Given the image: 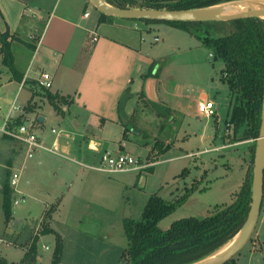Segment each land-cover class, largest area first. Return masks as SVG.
<instances>
[{
  "label": "rangeland",
  "instance_id": "374dc122",
  "mask_svg": "<svg viewBox=\"0 0 264 264\" xmlns=\"http://www.w3.org/2000/svg\"><path fill=\"white\" fill-rule=\"evenodd\" d=\"M80 3L84 4L82 1ZM89 5V10L93 13L92 17L98 18L99 10L91 1ZM117 21L118 24L126 23L125 28L133 27L134 23L137 24V31L141 34L142 50L156 60L152 67L153 73L157 71L158 78L167 87H182L186 92L196 96L203 93L209 94L212 98L210 100L215 103L216 114L201 119L187 117L178 124L176 120H171L172 115L168 117L163 115L167 107L148 102L144 100L143 95H140L137 114L139 110L144 111L146 127L139 120L138 115L133 116L130 124L127 125L139 129L141 133L145 130L149 132L150 137H147V142L139 141V144L142 143L143 146L148 144L149 149L146 151L145 147L137 145L138 141L137 143L131 141H135L137 137L134 128H130L131 140H123V125H119L118 128L111 125L112 129H108V135L105 136L112 143L111 150L114 152H117L118 145L122 141L125 142L126 147L123 153H128L139 160L141 165L147 167L145 169H149L152 163L150 159L158 160L152 164L155 165L152 170L143 169L140 178L137 176L138 171L108 175L84 167L87 172L85 186L77 185L74 189H69L64 182L65 179L47 178L43 179L42 183L49 187L39 188L34 183L28 184L27 181L31 179L30 167L40 155L24 162V157L20 153L16 158L19 163L13 168H19L22 165L26 167L22 170L19 182L21 193L15 192L13 200L23 196L26 200L18 205L13 203V218L10 222H6L4 196L0 185V238L3 240L0 241V254L8 260L20 261L25 250L18 244H8L7 239L5 240L6 235L16 233L15 229L22 228L26 224L34 225V227L38 225L41 229L49 210L52 209L53 214L62 198L65 203L55 219L51 221L53 229L61 234L66 233L68 229L83 231L96 238H103L113 245L127 247L128 239L123 221L125 218L140 220L151 195L157 193L168 201H176L187 190L189 191L182 204L159 222L160 228L166 230L179 218L186 216L203 218L213 214L217 207L222 208L231 204L248 172H251L253 176L254 163H251L249 148L253 140H238L240 138L233 135V126L226 124L229 110L232 105L234 106V98L229 84L221 79L224 63L214 59V56L210 55V50L195 36L176 26L164 22L149 24L142 20L128 18H118ZM32 23V17L24 19L17 33L19 39H16L14 43V52L17 54L15 64L21 70L26 68L27 61L33 53L27 45L33 40L30 35L38 33V28L43 27L40 21L35 22L38 24L37 27H31ZM5 28L0 16V34L4 33ZM109 32L113 33L111 30ZM157 36L160 37L158 41L155 40ZM10 79V68L2 63L0 54V98L4 100L0 102V105L6 108L5 110H9L16 100L15 105L19 107L18 110L13 111V118H16L15 115L23 110L30 91L27 88L19 91V84L17 82L11 84ZM155 99L159 100L158 97ZM49 107L52 112L49 116L47 113L49 108L46 106L48 120L45 127L50 130L52 127L59 129L61 116L58 112L56 114L53 106ZM7 112L0 116V126L8 115ZM217 115L220 131H216ZM12 121L15 120L12 119ZM165 125L166 129L170 127L169 132H174L173 140L175 136L176 139L171 147H166L160 153L167 141L156 139L153 135L159 131L160 126L165 127ZM245 129L246 124L242 123L238 130V137H242ZM46 134L49 140L54 136L48 130ZM203 134L205 140L202 139ZM188 153L194 155L184 157ZM66 156L58 160L61 163L67 162L74 165L75 174H81L79 170L83 166L72 162L71 156ZM16 223H18L17 226H15ZM46 246L49 248L46 249ZM55 247L54 233L40 236L44 264H51ZM66 247V258H69L68 249L71 244L67 242ZM235 259L239 264H264V198L252 237L242 251L235 255Z\"/></svg>",
  "mask_w": 264,
  "mask_h": 264
},
{
  "label": "crops",
  "instance_id": "0c3cea01",
  "mask_svg": "<svg viewBox=\"0 0 264 264\" xmlns=\"http://www.w3.org/2000/svg\"><path fill=\"white\" fill-rule=\"evenodd\" d=\"M86 1L0 0V16L6 27L3 32L8 30L11 34L8 41H10L14 69H11L3 61L0 43L2 63L10 68L11 84L17 82L19 91L23 88L30 91L23 110L15 116L16 118L19 116L22 121H30L33 131L41 137L43 144L47 147L56 145L60 153L41 150L32 158L40 155L39 159L30 167L31 179L27 183H34L39 188L49 187L42 183L43 179L47 178L65 179L64 182L69 189H74L77 185L85 186L87 172L84 167L95 170L93 167L99 165L103 154L107 150L113 149L111 148L112 143L105 137L108 135L107 130L112 129L111 125H115L117 128L119 125L124 126V141L131 140L130 131L125 134V128L127 124H130V119L132 120L133 116L138 115L139 120L146 127L144 111L139 110V114H137L140 95H143L144 100L148 102L167 107L172 115L171 120H176L178 124L187 117L196 119L206 117L199 114L198 103L212 99L207 93L196 96L186 92L182 87H167L158 78L157 71L153 73L152 67L156 60L142 50L141 34L140 31H137V24L134 23V26L130 25L133 27L125 28L124 24L126 23L118 24V17L100 20V11L98 18L95 19L92 17V11L89 10L90 0ZM86 12H90V14L86 16ZM30 17L33 22L30 24L31 27H37L38 24L35 22L39 21L43 27L38 28V33L30 35L33 40L27 45L33 53L27 61L26 68L21 70L15 64L17 54L14 52V43L16 39H19L17 33L21 23L25 18L29 19ZM103 28L105 29L103 30ZM109 30L115 34L110 33ZM44 72L51 74L52 87L39 91L35 85ZM49 94L57 96V105L61 108V112H58L55 104L49 99ZM155 97H158L159 100H156ZM123 100L121 112V101ZM3 101L0 98V102ZM30 105H34L35 109L28 111L27 108ZM46 106L49 108L48 112ZM49 106H53L56 114L58 112L61 116L59 129L63 132L59 136L45 127L48 120L47 113L50 116V112H52ZM5 109L0 105L1 117L6 114L5 111H8L7 113L10 111V109ZM229 113L226 120L229 118ZM41 117H43V121L39 120ZM16 118L13 120L16 121ZM218 120L219 116L217 115L216 131H220ZM15 121L10 122L11 126H14ZM162 127H159V131L153 137L167 141L165 149L174 144L176 136L173 140L174 132L168 131L170 127L167 129L166 125ZM53 128L56 127L51 129ZM130 128L134 127L130 126ZM46 130L54 135L51 140H49ZM134 130L137 137L135 141H131L135 143L138 141L137 145L142 147L143 144H139V141L146 140L145 142H147V137H150L149 132L145 130L141 133L136 128ZM209 137L211 138V136ZM202 139H206L204 134ZM125 147V142L122 141L115 153H123ZM143 147L146 148V151L149 149L148 144H144ZM24 154L23 146L21 156L24 157ZM66 155L72 157V162L83 166L79 170L81 174H75L74 165L67 162L61 163L58 160V158L67 157ZM193 155L188 153L184 157ZM17 161L14 163L15 166L19 163ZM157 161L150 163L149 167ZM1 165L0 167H2ZM143 169L137 170L139 178L142 176ZM64 203L65 200L62 198L58 208L52 214L50 225ZM0 240L2 239L0 238ZM7 241L8 244L12 243ZM42 247L44 246L42 245ZM47 247L46 249L49 248ZM41 250L39 242L38 264H44Z\"/></svg>",
  "mask_w": 264,
  "mask_h": 264
},
{
  "label": "trees",
  "instance_id": "16d2710c",
  "mask_svg": "<svg viewBox=\"0 0 264 264\" xmlns=\"http://www.w3.org/2000/svg\"><path fill=\"white\" fill-rule=\"evenodd\" d=\"M109 4L121 8H166L173 10L209 7L234 0H105ZM101 13L100 20L113 19ZM164 22L176 26L195 36L210 50L214 59L224 63L221 79L230 86L234 98V106L230 108L226 124L233 126V135L238 140L252 139L249 145L251 163H254L256 141L259 137L263 102H264V18L245 17L227 21H153ZM9 31L0 34L3 61L13 68V56L8 38ZM14 69V68H13ZM36 89L48 90L35 85ZM58 112L57 96L48 95ZM233 100V99H232ZM124 100L121 101V112ZM233 104V103H232ZM35 109L30 105L27 110ZM166 108L164 116H169ZM38 121V119H37ZM23 121L16 119L15 124ZM242 123L246 124L242 137L238 130ZM130 131L126 125L125 134ZM234 140V139H233ZM164 149V148H163ZM162 149V150H163ZM23 145L8 135L0 136V185L3 192L6 222L13 218L12 206L15 190L11 186L12 168L16 158L22 153ZM150 162H155L150 159ZM154 167L150 166L148 170ZM185 171V170H184ZM251 173V172H250ZM248 172L235 200L222 208L217 207L213 214L200 218L186 216L175 220L171 226L163 230L159 222L171 214L188 196L187 190L176 201H168L155 193L149 197L140 220L125 218L124 231L128 246L113 245L103 238H96L89 233L68 229L61 234L50 225L52 209L49 210L41 229L26 224L15 229L16 233L7 234L6 238L25 249L23 258L18 262L9 261L0 254V264H38L40 236L48 233L56 235V247L51 264H192L204 259L219 250L240 231L244 225L252 201L253 176ZM263 206V203H262ZM262 209V208H261ZM38 227V228H37ZM11 234V235H10ZM69 258H66V243ZM225 264H239L235 257Z\"/></svg>",
  "mask_w": 264,
  "mask_h": 264
},
{
  "label": "water",
  "instance_id": "95a60500",
  "mask_svg": "<svg viewBox=\"0 0 264 264\" xmlns=\"http://www.w3.org/2000/svg\"><path fill=\"white\" fill-rule=\"evenodd\" d=\"M92 4L101 12L108 16L118 18H128L137 20H153V21H227L245 17L264 18V7H257L246 11L226 13L223 4H229L236 1H252V0H234L220 3L217 5L195 8V9H166V8H121L113 6L105 0H90ZM43 121V117L39 119ZM264 198V102L259 137L256 141V151L253 167V183H252V201L248 217L235 235L234 243L226 250L210 255L204 259L196 261L192 264H225L231 258L235 257L247 245L256 228L259 215L262 208ZM18 223L15 224L17 226Z\"/></svg>",
  "mask_w": 264,
  "mask_h": 264
},
{
  "label": "built area",
  "instance_id": "2783aa9c",
  "mask_svg": "<svg viewBox=\"0 0 264 264\" xmlns=\"http://www.w3.org/2000/svg\"><path fill=\"white\" fill-rule=\"evenodd\" d=\"M90 12H86L85 15H89ZM156 41L160 40V37L155 38ZM213 56V54H210ZM37 85L41 88L51 89L52 87V76L48 72L42 73ZM19 107L15 103L10 108L8 115L6 116L3 124L0 126V135H8L17 139L24 146V162L32 159L38 151L45 150L52 153H59V149L56 145L52 147H47L43 144L41 137L32 129V124L30 121H23L21 124H14L11 126L10 122L13 119V111L18 110ZM198 112L206 117H211L216 114L215 103L212 100H205L198 103ZM52 132L58 136L63 132L61 129L53 128ZM23 162V164H24ZM26 167L22 165L21 167H16L13 170L11 176V186L15 192L21 193L19 190V182L23 168ZM99 172L106 173L108 175H113L122 172L137 171L145 168V166L140 164L139 160H136L132 155L128 153L118 152L115 153L111 150H107L99 163L98 166L93 167ZM26 197L23 196L20 199H15L14 204L18 205L25 201ZM1 241V240H0ZM48 248V247H47Z\"/></svg>",
  "mask_w": 264,
  "mask_h": 264
},
{
  "label": "bare ground",
  "instance_id": "6f19581e",
  "mask_svg": "<svg viewBox=\"0 0 264 264\" xmlns=\"http://www.w3.org/2000/svg\"><path fill=\"white\" fill-rule=\"evenodd\" d=\"M226 13H234L240 11H246L249 9L257 8V7H264V0H252V1H236L229 4H223ZM237 236L233 237L229 242H227L224 246H222L219 250L215 251L213 255L218 254L228 247H230ZM212 255V254H211Z\"/></svg>",
  "mask_w": 264,
  "mask_h": 264
}]
</instances>
